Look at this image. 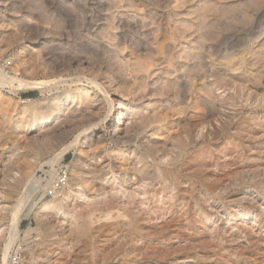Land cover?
<instances>
[{
  "label": "rangeland",
  "instance_id": "1",
  "mask_svg": "<svg viewBox=\"0 0 264 264\" xmlns=\"http://www.w3.org/2000/svg\"><path fill=\"white\" fill-rule=\"evenodd\" d=\"M9 1L16 25L0 23V67L48 82L47 98L69 96L82 115L54 121L45 151L19 124L40 91L0 80V264H264V0ZM25 26L34 38L48 30L62 55L50 77L20 41ZM18 55L29 73L15 71ZM85 78L103 100L153 116L116 143ZM97 122L104 139L63 160L86 164L84 195L54 210L33 182ZM145 164L154 175L141 181Z\"/></svg>",
  "mask_w": 264,
  "mask_h": 264
},
{
  "label": "bare ground",
  "instance_id": "2",
  "mask_svg": "<svg viewBox=\"0 0 264 264\" xmlns=\"http://www.w3.org/2000/svg\"><path fill=\"white\" fill-rule=\"evenodd\" d=\"M246 3H247V1H246ZM13 6L14 5L9 0H0V23H1V25H7V26H9V25L15 26L16 25L15 19L9 20L10 22L8 21V14L6 12L7 9H9L10 11L14 10L15 7H13ZM50 10H53L51 5L49 6V12H47V11L46 12L49 13V14H52V12H50ZM28 26H25L24 29H21L22 30L21 31V37L19 36L20 41L24 42V43H27L28 47H32L33 46V49L37 48V51L39 52V55H40V53L43 54L42 61H41L42 62V67H43V69H45L46 75L50 77V75L52 73H56L55 69L53 67H51V63H53L56 58L60 59V57H62V55L59 52V49H56L55 47L51 48L52 50L49 49L50 47L48 46V35H49L48 30H46L44 28L43 31L42 32L39 31V33H37L38 36H36L34 38V36L32 35L33 33L32 34L30 33L31 30L28 28ZM40 30H42V29L40 28ZM47 48L49 50H51V51L50 52H45L44 50L47 49ZM17 54H18V52H17ZM22 55H18L17 57L14 58L15 59V63H17L15 71L18 72V73L26 74V73H29V70H28L29 67L26 66L25 58ZM0 60H2V59H0ZM56 63H58V62H56ZM76 64H78V67H80V68L84 66V63L82 61H78L77 62L74 59H70L69 60L70 69L72 67H74V65H76ZM14 66H15V64H14ZM56 68H58V67H56ZM66 69H68V68H66ZM6 71H7V68H1L0 67V80L4 84L5 83L6 84L10 83V82L13 83V82L17 81V82H21V83L25 84L24 87L35 88V89L40 91L41 96L39 98L34 99V100L33 99H29L28 100L27 99L26 103H28V107H24V108L21 109V112L19 113L20 114L19 124L23 125L24 128H22V129H23V131L25 133V136L30 137L31 140H35V141L41 140V141H43L44 144H46V146L44 147L45 151L51 150L52 149L51 148V142H50L48 136L51 135L50 131H51L52 127H50V126H54V123H56L54 121H58V120L60 121L63 118H71V117H75V116L79 117L82 112L80 113V110L78 108H73V107L69 106L70 103H71V100H72L71 98H69V96L64 97V99H62V101H60V96L59 95L53 96L54 95L53 94L52 95L53 97L47 98L46 95L48 93H51V91L53 89V88H49L50 86H49L48 82L33 81L35 78H32L33 80L31 82L19 81L17 78H15L16 76L15 77H11L12 75L9 76L10 74H8ZM85 80L91 82L93 84L94 88L96 89V93H94L91 101L93 103H99L100 105H103V103L105 104L104 106L101 107V109L104 110V114H105L104 115L105 117L102 120H103V123H105V124L108 123L109 124L110 136L116 143H125L129 138H131V137L133 138L138 132H140L142 130V126L141 125L143 124V121H145L146 119L149 120L153 116L152 115L150 117V115L152 114V111L151 112H149V111L144 112V111H141L140 109L135 108V107H128L131 104L128 103V105H126L125 102L123 100H120V99L115 101L111 97V98H107V99L103 100L99 96V94L97 93L99 91H105L103 86H102V84L98 83L95 80H91V79L89 80L87 78H85ZM78 81L81 82V79H79ZM58 83L59 84L64 83V80H60ZM19 86H20V84H19ZM67 93L68 92H66V94ZM104 94H105V92H104ZM81 97H82V99H85V100H87V98H88V97H83V96H81ZM94 107H96V106H94ZM94 109H93V111H94ZM29 110H31L30 115L29 116H25ZM99 123L100 122L93 123V124L89 123L87 126L86 125L83 126L82 129L80 130V132L78 133V135L75 137V139L70 144L63 146L61 151L54 157V159H52L50 161L51 166L54 168L52 170V172H51V177H53L54 174H55V166H57L59 163L63 162L64 157L69 152H72L73 150H79L81 144H83V145L84 144L93 145V143L100 142V141H102L104 139V137H105L104 133L101 132L99 130V128H98V127H100V126H98ZM72 125H74V124H72ZM214 132L218 133V130L215 129ZM90 134H91V136H89ZM58 139H60V137ZM151 148H152L151 142L147 141V149L150 150ZM150 151H152V150H150ZM85 166H86V164L82 165L81 163H78L77 160L73 161L72 164H71V167H69L70 177H69L68 185H67L68 188L66 189V191H68V190L69 191L68 192L64 191L63 193L54 196L52 198V200L49 201L46 205H49L54 210L58 211L61 208V205L65 201L69 200L70 198H74V196H83L84 195L83 194V192H84L83 176L85 174H88L87 170L85 169ZM152 166H153L152 164L151 165L150 164L143 165V167L141 169V171H142L141 173H143V175H145V176H144V178L141 179V181H143V179L147 180V179L150 178V176L154 175V173H153L154 172V167H152ZM28 179H29V175L24 176L22 179L18 180L17 185L12 186L11 189H13V190L19 189L20 186L23 185L25 183V181H27ZM49 184H50V181L48 182L47 186ZM101 186L104 187L103 185H101ZM17 226H18V223H16L15 227H17Z\"/></svg>",
  "mask_w": 264,
  "mask_h": 264
},
{
  "label": "built area",
  "instance_id": "3",
  "mask_svg": "<svg viewBox=\"0 0 264 264\" xmlns=\"http://www.w3.org/2000/svg\"><path fill=\"white\" fill-rule=\"evenodd\" d=\"M51 171L42 172L33 182L31 190L42 199L53 198L66 191L70 177L69 167L65 161L59 163L55 168V174L51 177ZM50 184L47 186L48 182Z\"/></svg>",
  "mask_w": 264,
  "mask_h": 264
}]
</instances>
